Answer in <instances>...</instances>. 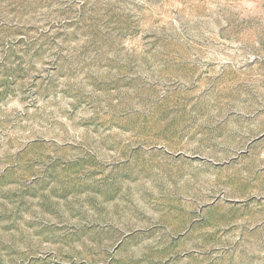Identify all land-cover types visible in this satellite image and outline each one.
Here are the masks:
<instances>
[{"label": "rangeland", "instance_id": "374dc122", "mask_svg": "<svg viewBox=\"0 0 264 264\" xmlns=\"http://www.w3.org/2000/svg\"><path fill=\"white\" fill-rule=\"evenodd\" d=\"M0 264H264V0H0Z\"/></svg>", "mask_w": 264, "mask_h": 264}]
</instances>
